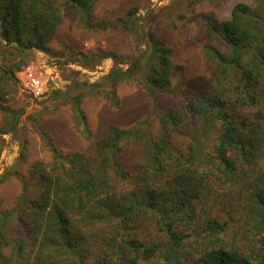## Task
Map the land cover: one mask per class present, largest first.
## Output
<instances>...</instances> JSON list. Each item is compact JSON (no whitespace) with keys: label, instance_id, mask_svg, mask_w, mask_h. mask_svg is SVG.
I'll use <instances>...</instances> for the list:
<instances>
[{"label":"trees","instance_id":"obj_1","mask_svg":"<svg viewBox=\"0 0 264 264\" xmlns=\"http://www.w3.org/2000/svg\"><path fill=\"white\" fill-rule=\"evenodd\" d=\"M65 1L78 9L83 23L92 26L90 11L97 0ZM190 1L199 4L212 0ZM261 1L256 0L254 7L236 4L227 21L218 23L208 17L203 22L205 33L218 35L226 46L224 52L210 51L214 61L211 77L217 96L187 99L185 109L173 107L160 116L157 138L143 135L148 146L144 157L134 166L135 173L121 164L120 151L124 142L138 138V129L107 127L95 143L93 166L86 165L80 153L63 156L60 161V155L50 146L53 163L47 172L46 166L33 164L30 180L24 182L16 208H0V264H264V4ZM135 12L133 9L126 14L123 27L131 25ZM60 23L57 0H0L2 39L15 43V50L44 49V43L53 38ZM147 42L148 56L142 54L130 60L126 70L115 64L103 76V84L112 86L107 95L112 106L119 104L115 98L119 83L137 81L151 98L169 86L172 68L169 53L151 33ZM108 58L118 63L114 54L99 50L100 60ZM229 70L243 74L234 89L226 84ZM4 76H0V83L10 79L18 83L15 73L7 79ZM7 85L2 83L3 99L8 93ZM80 97L81 94L72 98L78 115ZM238 103L261 110L254 119H239L232 113ZM15 114L0 104L3 116L0 134L16 129ZM190 116L199 125L192 134L198 133L203 140L193 142L189 152L186 155L181 152L175 157L174 166H170L172 138L184 135L185 124L187 129L191 127ZM212 131L215 132L210 134ZM83 132L86 137L89 135L86 127ZM208 141L210 151L204 152ZM188 162H195L204 170L188 167ZM196 167L201 171L198 177L193 175ZM215 172L222 183L237 178L245 194L244 217L238 219L243 222L244 248L221 240L233 222L229 208L222 206L225 215L222 220L200 219L203 207L196 204L197 188L207 174ZM185 177L192 180L189 182ZM127 178L134 186L128 193H118V184ZM3 180L4 177L0 178V182ZM29 189L37 193L32 198L27 193ZM134 219L149 222L163 234L162 239L123 240V232L129 230L128 225ZM15 231L22 235L15 236ZM206 241L210 248H204ZM2 248L9 252L4 254Z\"/></svg>","mask_w":264,"mask_h":264},{"label":"rangeland","instance_id":"obj_2","mask_svg":"<svg viewBox=\"0 0 264 264\" xmlns=\"http://www.w3.org/2000/svg\"><path fill=\"white\" fill-rule=\"evenodd\" d=\"M255 1L212 0L196 4L190 0H97L92 4V26H89L82 22L78 9L72 3L57 0L61 23L53 38L44 43V49L34 47L15 50V43L2 39L0 29V76L6 75L4 78L7 79L11 73L16 75L31 64L46 72L50 78L48 94L40 100L30 98L12 79L0 83V90L3 82L8 84V93L4 99L0 97V104L18 115L16 129L0 134V178L4 177L0 182V208H16L18 198L23 194L24 182L30 180L33 164L46 166L47 172L48 166L53 163L50 146L60 158L80 153L84 155L86 165L93 166L96 162L95 143L110 125L126 131L140 130L138 138L124 142L120 151L121 164L127 171L135 173L134 166L144 157L145 147L148 146L143 135L157 138L160 116L173 107L185 109L187 99L210 94L217 96L211 77L214 61L210 51L224 52L226 46L218 35L205 33L203 22L208 17L218 23L227 21L236 4L244 3L254 7ZM261 3L264 4V0ZM133 9L136 12L131 17V25L123 27V19ZM99 25L105 28L101 29ZM148 33L170 55L172 68L169 86L151 98L137 81L119 83L115 88V98L119 104L114 107L107 98L112 86L103 84L102 78L115 64L117 68L126 70L130 60L142 54L148 56ZM99 50L114 54L118 63L110 58L100 60ZM242 75L239 70H229L226 77L228 87L234 89ZM80 94L78 106L81 114L78 115L72 98ZM239 104L232 112L239 119H254L261 110ZM191 117V127L188 128L191 129L188 130L185 124L183 130L187 131H184V135L172 138L173 161H168L170 166H174L175 157L180 156L181 152L185 155L189 152L193 142L203 140L198 133L192 134L198 130L199 125ZM2 118L0 115V126ZM192 121L196 124H191ZM84 126L89 132L87 137L83 132ZM205 144L206 149L203 151H210L209 141ZM194 166L198 167V164L188 162V167ZM197 167L194 177H198L201 172L197 171ZM199 170H204V167ZM217 176L220 175L216 172L207 174L199 182L201 186L197 188L196 204L197 207H203L199 212L200 219L215 217L222 220L225 218L222 206L229 208L233 222L222 234L221 240L244 248L241 235L244 234L243 222L241 225L238 219L244 217L242 207L245 194L237 178L222 183ZM185 179L189 182L192 180L187 177ZM133 186V181L127 178L118 184L117 191L120 194L128 193ZM27 193L30 198L37 194L31 189ZM133 222L128 225L129 230L123 232V240L134 238L141 242H156L162 239L163 234H159L146 220L134 219ZM13 234L22 235L20 231ZM204 245V248H210L211 244L206 241ZM2 252L6 254L9 250L2 248Z\"/></svg>","mask_w":264,"mask_h":264},{"label":"built area","instance_id":"obj_3","mask_svg":"<svg viewBox=\"0 0 264 264\" xmlns=\"http://www.w3.org/2000/svg\"><path fill=\"white\" fill-rule=\"evenodd\" d=\"M20 89L33 100L44 98L49 91V75L31 64L16 73Z\"/></svg>","mask_w":264,"mask_h":264},{"label":"clouds","instance_id":"obj_4","mask_svg":"<svg viewBox=\"0 0 264 264\" xmlns=\"http://www.w3.org/2000/svg\"><path fill=\"white\" fill-rule=\"evenodd\" d=\"M48 94V93H47Z\"/></svg>","mask_w":264,"mask_h":264}]
</instances>
